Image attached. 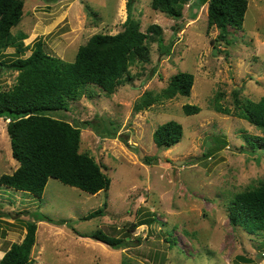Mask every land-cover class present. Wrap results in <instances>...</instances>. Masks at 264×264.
<instances>
[{"label":"rangeland","instance_id":"obj_1","mask_svg":"<svg viewBox=\"0 0 264 264\" xmlns=\"http://www.w3.org/2000/svg\"><path fill=\"white\" fill-rule=\"evenodd\" d=\"M23 1L22 21L12 30L27 35L23 58L41 41L47 53L74 62L94 35L122 32L130 13L143 32L161 26L164 45L171 47L164 54L157 42H149L150 62L133 64L114 93L90 86L79 101L69 103V111L51 113L81 128L80 152L102 166L111 187L90 195L50 179L38 199L0 185V258L23 241L27 223L37 221L34 214H43L53 222L37 221L32 264H122L123 259L132 264H249L239 257L264 264V234L233 226L228 211L233 196L264 180V151L247 141L264 134L234 115L236 99L264 97V0H247L243 29L230 28L228 44L216 41L219 30L209 27L208 5L190 7L194 0L180 19L153 10L152 0H134L131 11L130 0ZM177 24L181 31L175 35ZM15 52L9 48L6 55ZM179 72L195 77L189 98H161L148 108L137 107L162 94ZM17 77L18 72L0 68V90L11 89ZM216 99L230 115L217 111ZM186 104L200 107V113L185 115ZM169 121L180 123L184 135L174 147L160 149L153 134ZM7 124L0 118V177L19 168ZM105 205V217L81 220ZM145 219L152 222L132 230ZM98 230L131 243L114 250L84 236Z\"/></svg>","mask_w":264,"mask_h":264},{"label":"trees","instance_id":"obj_2","mask_svg":"<svg viewBox=\"0 0 264 264\" xmlns=\"http://www.w3.org/2000/svg\"><path fill=\"white\" fill-rule=\"evenodd\" d=\"M192 0H152V9L171 18L183 17V9ZM134 0L128 3L131 11ZM208 5L209 27L216 26L218 43L228 44L230 28L243 29L248 10L247 0H194L190 7ZM25 3L23 0H0V68L18 72L16 84L9 90H0V118L8 121L7 133L11 142L13 158L19 168L11 175H2L0 185L41 199L50 179L65 186L76 188L90 195L108 191L111 179L96 160L88 153H81V128L51 115L56 111H69V103L79 101L90 86H97L106 94L115 92L122 77L137 62H150L149 42H157L164 54L170 47L164 45L163 29L151 25L147 32L141 31V23L128 14L124 30L116 35L96 34L87 44L81 46L74 62L47 53L41 41L34 45L32 54L23 58L28 47L24 40L27 35H14L12 30L22 21ZM193 17L195 15H192ZM175 35L181 25L174 26ZM15 48V55L8 58L6 51ZM130 77V75H128ZM128 77V78H129ZM195 77L188 72L174 75L162 94L149 97L139 109L161 98L176 96L189 98ZM239 92L236 90L235 95ZM216 99L217 111L230 115ZM142 107V108H141ZM185 115L199 114L196 105L186 104ZM240 119L248 121L264 134V97L258 102L236 99V113ZM86 126L97 128L92 122ZM183 126L177 121L160 125L153 134V140L160 149H169L183 138ZM256 141L247 138L253 149L264 151V135ZM219 140L214 142L219 146ZM224 144L226 142H223ZM214 148V147H213ZM212 148V149H213ZM212 149L206 153L211 154ZM210 157V156H208ZM149 158L144 163L150 164ZM229 219L233 226L242 227L250 235L264 234V180L258 187L239 193L228 205ZM37 221L53 220L43 214H34ZM106 216V205L81 217L83 221ZM37 221L28 222L22 242L13 243L0 260V264H32V253L37 240ZM151 221V220H150ZM149 220H141L132 225V230L147 225ZM66 221H61V225ZM152 222V221H151ZM114 250L125 249L131 241L127 238L111 237L98 230L84 235ZM238 260L255 264L243 257ZM238 262V261H237ZM122 264H132L123 259Z\"/></svg>","mask_w":264,"mask_h":264},{"label":"water","instance_id":"obj_3","mask_svg":"<svg viewBox=\"0 0 264 264\" xmlns=\"http://www.w3.org/2000/svg\"><path fill=\"white\" fill-rule=\"evenodd\" d=\"M208 147H209V143L206 144V150H205L206 152H207V148H208Z\"/></svg>","mask_w":264,"mask_h":264},{"label":"crops","instance_id":"obj_4","mask_svg":"<svg viewBox=\"0 0 264 264\" xmlns=\"http://www.w3.org/2000/svg\"><path fill=\"white\" fill-rule=\"evenodd\" d=\"M4 256V255H3ZM3 256L0 258V259H2L3 258Z\"/></svg>","mask_w":264,"mask_h":264}]
</instances>
